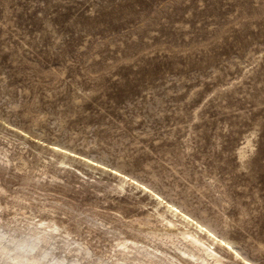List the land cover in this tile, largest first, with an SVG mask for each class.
Returning <instances> with one entry per match:
<instances>
[{
  "label": "rangeland",
  "instance_id": "rangeland-1",
  "mask_svg": "<svg viewBox=\"0 0 264 264\" xmlns=\"http://www.w3.org/2000/svg\"><path fill=\"white\" fill-rule=\"evenodd\" d=\"M50 143L183 203L264 264V0H0L3 217L45 206L99 253L114 243L100 223L161 227L150 195L79 157L65 161L83 175L65 170Z\"/></svg>",
  "mask_w": 264,
  "mask_h": 264
},
{
  "label": "bare ground",
  "instance_id": "bare-ground-1",
  "mask_svg": "<svg viewBox=\"0 0 264 264\" xmlns=\"http://www.w3.org/2000/svg\"><path fill=\"white\" fill-rule=\"evenodd\" d=\"M50 148L62 156L57 163L69 172L83 175L65 161L69 156L79 157L86 164L117 177L121 191H126L128 185L146 192L155 201L153 216L161 227H153V222L146 219L142 223L151 228H138L132 237H117L115 230L100 223L106 234L114 236V243L108 253H99L82 238L79 221L71 227L45 206L38 209V214L32 212L7 220L2 215L7 205L0 201V264H229L231 261L257 264L233 240L220 234L212 223L196 216L183 203L167 198L118 167L80 155L58 143H50ZM245 148L240 149L241 158L245 157ZM8 163L4 161L5 165ZM0 193H6L1 185Z\"/></svg>",
  "mask_w": 264,
  "mask_h": 264
}]
</instances>
